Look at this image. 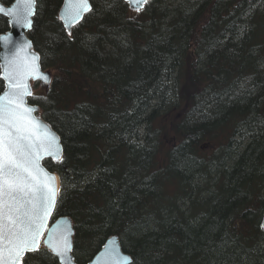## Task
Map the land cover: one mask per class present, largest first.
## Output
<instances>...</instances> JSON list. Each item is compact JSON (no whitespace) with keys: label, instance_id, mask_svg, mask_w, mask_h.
<instances>
[{"label":"trees","instance_id":"1","mask_svg":"<svg viewBox=\"0 0 264 264\" xmlns=\"http://www.w3.org/2000/svg\"><path fill=\"white\" fill-rule=\"evenodd\" d=\"M62 2H37L54 77L29 100L62 136L77 263L118 233L130 264H264V0H92L72 32Z\"/></svg>","mask_w":264,"mask_h":264},{"label":"snow or ice","instance_id":"2","mask_svg":"<svg viewBox=\"0 0 264 264\" xmlns=\"http://www.w3.org/2000/svg\"><path fill=\"white\" fill-rule=\"evenodd\" d=\"M35 0H16L12 8L0 5V14L7 15L14 24L31 22ZM67 4L87 5L88 0H66ZM137 11L147 0H128ZM87 7H74L69 12L66 27L76 21ZM10 37H0L7 40ZM37 57H15L3 68L0 80V264H22L24 254L34 252L41 256L59 258L60 264H70L72 252L71 232L64 233L53 225L47 228V220L55 208V178L40 167L42 145L32 136L35 127L47 128L31 113L36 108L27 107L25 97L31 95L29 79L50 82L39 71ZM7 81V85L3 83ZM51 136L43 150L53 155ZM53 158H57L53 155ZM47 251L41 252L40 239L44 236ZM59 233V235H58Z\"/></svg>","mask_w":264,"mask_h":264},{"label":"water","instance_id":"3","mask_svg":"<svg viewBox=\"0 0 264 264\" xmlns=\"http://www.w3.org/2000/svg\"><path fill=\"white\" fill-rule=\"evenodd\" d=\"M128 3V0H125ZM149 0H147L148 2ZM254 1V0H252ZM37 2L38 0H35V3L31 6L33 9L32 14L28 17V20L31 22L30 26L27 24H14L10 22V27L6 29L3 32H0V37H10L7 40H0V67H1V76L3 78L4 66L13 58L15 57H23L28 56L32 57L35 56L38 58L36 63L39 64V71L41 73L46 74L50 82L44 83L43 79L36 80V79H29L28 84L31 88V95L34 94L35 88L34 83L39 82L40 85L46 84L49 86L53 81V69L49 67H45L41 61V54L38 51V49L35 47V43H33V40L30 36V29H32L34 25V16L37 12ZM16 4V0H13L10 3H7L3 0H0V5H2L5 9L12 8L13 5ZM129 4V3H128ZM147 4V3H146ZM146 4H143L140 7L144 8ZM74 7H87L89 10L84 11L81 13L80 17L71 23L70 27H66V23L69 21V12ZM129 7L133 10H135L130 4ZM93 9L92 6V0H88L87 5L80 4V3H73V4H67L66 0H63L61 4V9L59 11V17L61 20H63L64 26L69 32L73 31V26L79 22H81L84 19V15L91 11ZM4 15V14H0ZM5 16V15H4ZM7 16V15H6ZM8 17V16H7ZM8 21H10L8 17ZM5 85H7V81H5ZM3 94V91L0 92V95ZM31 95L26 96L25 102L27 107H33L36 108L37 111H34L31 113V116H33L36 120L40 121L42 125H46L47 128L43 127H35L32 136L33 139L43 147L47 146L48 140L51 139V136L47 135V133L54 134L55 140L52 144V152L53 155H55L57 158H53V155H48L47 152L43 150V147L41 149V158L39 159V165L41 168L46 170L48 174L53 176L55 178V191H56V198H55V208L52 210L51 215L49 216L47 220V228L52 229L53 225H56L57 229H62L65 234L67 232H71V243H72V252L70 253L71 261L70 264H77L76 257L74 256V238H75V223L72 215L68 214H61L57 218H54V212L56 210L57 204H58V196L60 193V186H61V178L59 177L58 172L53 170L51 167L47 165L45 162L46 158H52L54 160L63 158L64 154V144L62 143V136L59 131L54 128L53 124L49 122V120L44 116V114L40 111V104L35 103L29 100ZM262 225L264 226V218L262 221ZM59 235V233H58ZM47 236V230L45 231L44 236L40 239V244L43 243L45 246V238ZM27 253L24 254V257ZM24 261V260H23ZM22 261V263H23ZM133 261V256L125 251L123 244L121 243V238L118 233L112 234L109 236L106 240L103 246L95 253L92 259H90L86 264H130Z\"/></svg>","mask_w":264,"mask_h":264},{"label":"flooded vegetation","instance_id":"4","mask_svg":"<svg viewBox=\"0 0 264 264\" xmlns=\"http://www.w3.org/2000/svg\"><path fill=\"white\" fill-rule=\"evenodd\" d=\"M40 246H43V244L41 243ZM44 247H45V246H44ZM76 261H77V259H76ZM77 264H78V263H77Z\"/></svg>","mask_w":264,"mask_h":264},{"label":"rangeland","instance_id":"5","mask_svg":"<svg viewBox=\"0 0 264 264\" xmlns=\"http://www.w3.org/2000/svg\"><path fill=\"white\" fill-rule=\"evenodd\" d=\"M37 88L35 87V90H36Z\"/></svg>","mask_w":264,"mask_h":264}]
</instances>
